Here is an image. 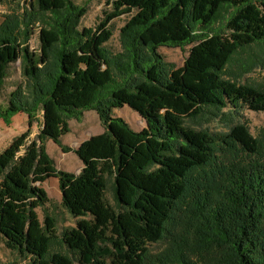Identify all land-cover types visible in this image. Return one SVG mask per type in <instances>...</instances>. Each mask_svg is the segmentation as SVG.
Masks as SVG:
<instances>
[{"label":"trees","instance_id":"trees-1","mask_svg":"<svg viewBox=\"0 0 264 264\" xmlns=\"http://www.w3.org/2000/svg\"><path fill=\"white\" fill-rule=\"evenodd\" d=\"M6 2L0 118L25 113L29 126L0 152L6 246L26 264H264V125L253 134L239 120L242 109L264 112V89L238 80L264 59V0H106L90 27L76 0ZM124 14L115 51L111 21ZM190 44L181 67L160 52ZM17 61L24 82L3 105ZM125 105L146 127L115 115ZM86 110L104 131L72 148L62 137ZM213 120L227 129L212 131ZM49 140L79 157V173L56 167ZM51 177L75 227L59 231L46 210Z\"/></svg>","mask_w":264,"mask_h":264},{"label":"rangeland","instance_id":"rangeland-1","mask_svg":"<svg viewBox=\"0 0 264 264\" xmlns=\"http://www.w3.org/2000/svg\"><path fill=\"white\" fill-rule=\"evenodd\" d=\"M22 5L26 4V0H18ZM81 4H86L88 6V12L81 20V27L95 26L99 21L103 20L105 9L109 7L106 5V0H76ZM14 5V4H13ZM9 3L0 4V22L5 13L10 12ZM129 18L127 14H124L118 18L111 21V27L113 30V37L109 41V46L115 50L119 51L121 48L120 44V28L125 24L126 20ZM33 49L39 48L38 33L35 34L34 38L30 43ZM192 45H186L184 48L180 47H160V52L164 55L167 61L173 62L177 67L184 65V62L189 54V50ZM236 68V67H235ZM234 68V70H235ZM242 83H252L260 86L264 89V59L253 71L244 74L238 79ZM24 82L22 76V70L20 61L11 64L9 69V76L6 79L5 87L2 93V103L7 104V98L9 93L15 89L18 84ZM242 115L239 120L246 122L253 134L264 125V112H256L248 109L241 110ZM25 114V113H24ZM24 114L16 115L12 117V122L7 124L2 118H0V152L9 145L12 139L25 132L28 126V115L27 120ZM41 115V114H40ZM39 115V116H40ZM115 115L124 118L133 129L140 131L146 127L145 120L138 114V112L131 109L128 105L122 108H117L115 110ZM71 132L67 133L62 141L64 144L69 145L72 148L78 147L84 139L91 137L92 135L99 134V132L104 131V127L97 115L96 111H83L79 118H71L70 121ZM212 131H224L227 129L224 122L219 120H213L206 124ZM40 124L34 123L31 128L30 138L36 137L39 133ZM85 141V140H84ZM47 149L49 154L54 158L56 167L59 169L67 170L74 173H79L83 167L82 161L73 152H64L56 143L52 140L47 142ZM42 186L48 192L50 201L46 204V210L52 214L57 219V226L59 231H62L68 227H75L77 225L79 217H75L70 214L62 206V192L59 188V183L57 178L51 177L42 183ZM107 200L115 205V200L111 189L107 190L106 193ZM40 220L44 221V208L39 207L37 209ZM151 251H159L162 247V243H155L149 245ZM0 260L5 264H26L25 260H22L15 252L9 249L4 241L3 236L0 235ZM74 264H79L74 262Z\"/></svg>","mask_w":264,"mask_h":264},{"label":"crops","instance_id":"crops-1","mask_svg":"<svg viewBox=\"0 0 264 264\" xmlns=\"http://www.w3.org/2000/svg\"><path fill=\"white\" fill-rule=\"evenodd\" d=\"M86 111H93L94 112V110H86ZM21 113H18V114H16V115H20ZM22 114H24V113H22ZM16 115H14V116H16ZM13 116V117H14ZM24 116H25V119L27 120V115L26 114H24ZM71 127V126H70ZM103 131H101V132H99V133H102ZM98 134V133H97ZM65 136H67V135H64L62 138H64ZM90 137V136H89ZM89 137H87L86 139H88ZM86 139H84V140H86ZM83 140V141H84Z\"/></svg>","mask_w":264,"mask_h":264}]
</instances>
